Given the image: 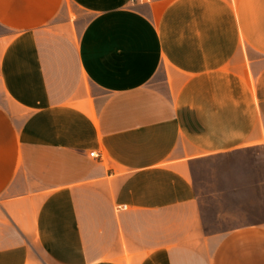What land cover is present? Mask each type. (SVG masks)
Returning a JSON list of instances; mask_svg holds the SVG:
<instances>
[{
	"label": "crops",
	"instance_id": "0c3cea01",
	"mask_svg": "<svg viewBox=\"0 0 264 264\" xmlns=\"http://www.w3.org/2000/svg\"><path fill=\"white\" fill-rule=\"evenodd\" d=\"M255 148L264 0H0V264H264L195 185Z\"/></svg>",
	"mask_w": 264,
	"mask_h": 264
},
{
	"label": "rangeland",
	"instance_id": "374dc122",
	"mask_svg": "<svg viewBox=\"0 0 264 264\" xmlns=\"http://www.w3.org/2000/svg\"><path fill=\"white\" fill-rule=\"evenodd\" d=\"M141 1L134 0L135 3ZM194 170L207 232L223 231L264 219L261 148L208 158L200 161Z\"/></svg>",
	"mask_w": 264,
	"mask_h": 264
},
{
	"label": "built area",
	"instance_id": "2783aa9c",
	"mask_svg": "<svg viewBox=\"0 0 264 264\" xmlns=\"http://www.w3.org/2000/svg\"><path fill=\"white\" fill-rule=\"evenodd\" d=\"M134 1V0H133ZM92 156L99 157V154H96L95 151L91 153Z\"/></svg>",
	"mask_w": 264,
	"mask_h": 264
}]
</instances>
